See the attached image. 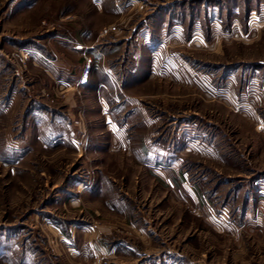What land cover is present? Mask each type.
I'll return each mask as SVG.
<instances>
[{"label":"rangeland","instance_id":"1","mask_svg":"<svg viewBox=\"0 0 264 264\" xmlns=\"http://www.w3.org/2000/svg\"><path fill=\"white\" fill-rule=\"evenodd\" d=\"M0 264H264V0H0Z\"/></svg>","mask_w":264,"mask_h":264},{"label":"crops","instance_id":"2","mask_svg":"<svg viewBox=\"0 0 264 264\" xmlns=\"http://www.w3.org/2000/svg\"><path fill=\"white\" fill-rule=\"evenodd\" d=\"M26 6V7H25ZM28 5H21V7L19 8V12L20 13H23L24 11L28 10ZM17 12V13H19ZM57 39H55L56 41ZM82 43L78 41V43L76 44V46H80ZM47 49V48H46ZM50 52H49V51ZM48 53H47V56L43 57V59H41V64L45 63L46 65L48 66H51L50 69H46L44 70L45 74L47 76H50L51 78L55 77L54 75L58 76L57 74H59V70L62 72L64 70V65H63V62L62 63H58L56 61H54V59H57L56 57V50L54 51L53 48H49L48 47ZM44 60H46L47 62H44ZM57 64H60L61 66H58ZM44 69V68H43ZM96 72V73H95ZM95 73L94 75V80H95V83H94V86L98 88L102 87V84L103 83H106L107 81V74L105 73L104 70L101 69V71H99V69L96 68V70L93 72V69L89 71V74L86 78V80L84 82H81L82 85H88L89 84V80L92 76V74ZM91 75V76H90ZM90 77V78H89ZM54 122V121H53Z\"/></svg>","mask_w":264,"mask_h":264},{"label":"built area","instance_id":"3","mask_svg":"<svg viewBox=\"0 0 264 264\" xmlns=\"http://www.w3.org/2000/svg\"><path fill=\"white\" fill-rule=\"evenodd\" d=\"M86 66L83 68V71L81 72V75L79 77L80 82H84L88 76L89 70H90V65L85 64Z\"/></svg>","mask_w":264,"mask_h":264}]
</instances>
